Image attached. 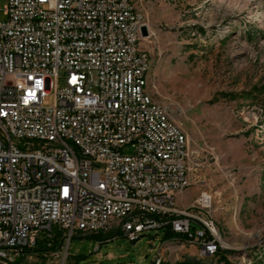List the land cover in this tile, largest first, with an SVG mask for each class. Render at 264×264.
Wrapping results in <instances>:
<instances>
[{"label":"built area","instance_id":"1","mask_svg":"<svg viewBox=\"0 0 264 264\" xmlns=\"http://www.w3.org/2000/svg\"><path fill=\"white\" fill-rule=\"evenodd\" d=\"M143 27L126 0H6L0 264H17L21 253L67 264L73 237L113 230L136 242L170 229L202 258L221 250L213 221L176 207L190 185L187 138L164 106L146 100ZM210 204L198 200L200 209Z\"/></svg>","mask_w":264,"mask_h":264},{"label":"rangeland","instance_id":"2","mask_svg":"<svg viewBox=\"0 0 264 264\" xmlns=\"http://www.w3.org/2000/svg\"><path fill=\"white\" fill-rule=\"evenodd\" d=\"M131 1L148 27L150 92L187 138L190 185L176 207L213 221L222 248L202 258L182 236L164 241L163 229L136 242L113 230L73 237L67 264H264V0Z\"/></svg>","mask_w":264,"mask_h":264},{"label":"bare ground","instance_id":"3","mask_svg":"<svg viewBox=\"0 0 264 264\" xmlns=\"http://www.w3.org/2000/svg\"><path fill=\"white\" fill-rule=\"evenodd\" d=\"M126 1H131V0H126ZM132 8L136 10L133 4H132ZM149 69H150V61L147 63V68L145 69V71H143L142 89H144L146 93V100H153L154 97L152 93L150 92L149 81H148ZM3 139L11 140V131H3ZM53 150H62V142H54ZM81 161H89V154H81ZM204 197H207V196L205 195ZM156 198H166V190H156ZM32 255L33 253H21L20 255H18L17 264H20L19 261L23 257L32 258ZM23 264H31V263L24 262ZM35 264H40V263H35Z\"/></svg>","mask_w":264,"mask_h":264},{"label":"trees","instance_id":"4","mask_svg":"<svg viewBox=\"0 0 264 264\" xmlns=\"http://www.w3.org/2000/svg\"><path fill=\"white\" fill-rule=\"evenodd\" d=\"M164 231H165L164 241H168V240L176 238V237L181 238V236L171 232L170 229H165ZM102 237H103V235H94V236H90L89 238L95 239V240H102ZM151 264H155V262H153ZM177 264H202V263H200L199 261H196V260H188V261L185 260V261L179 262Z\"/></svg>","mask_w":264,"mask_h":264},{"label":"water","instance_id":"5","mask_svg":"<svg viewBox=\"0 0 264 264\" xmlns=\"http://www.w3.org/2000/svg\"><path fill=\"white\" fill-rule=\"evenodd\" d=\"M142 35L145 38L149 36V32H148V29L146 27L142 28Z\"/></svg>","mask_w":264,"mask_h":264}]
</instances>
